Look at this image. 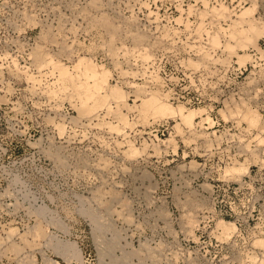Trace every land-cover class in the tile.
<instances>
[{"label":"rangeland","instance_id":"1","mask_svg":"<svg viewBox=\"0 0 264 264\" xmlns=\"http://www.w3.org/2000/svg\"><path fill=\"white\" fill-rule=\"evenodd\" d=\"M0 264H264V0H0Z\"/></svg>","mask_w":264,"mask_h":264},{"label":"bare ground","instance_id":"2","mask_svg":"<svg viewBox=\"0 0 264 264\" xmlns=\"http://www.w3.org/2000/svg\"><path fill=\"white\" fill-rule=\"evenodd\" d=\"M201 3H203V5H207V0H201ZM214 7V6H213ZM241 7V6H240ZM211 8V7H210ZM209 8V9H210ZM222 9H224L223 7H222ZM226 9V8H225ZM224 9V10H225ZM205 10V9H204ZM223 10V11H224ZM206 11H208V10H206ZM240 11H241V15L243 14V15H245L244 13H246L248 10L247 9H243V11H242V9L241 10H239V12H237L238 13V16L240 15ZM246 11V12H245ZM201 12V11H200ZM222 11H220L219 13H221ZM223 14H224V12H223ZM211 15V14H210ZM217 15H220V14H218L217 13ZM242 15V16H243ZM203 16V15H202ZM219 17V16H218ZM221 17V16H220ZM203 18V17H202ZM245 21H246V19H245ZM244 21V22H245ZM190 22V21H189ZM200 22V21H199ZM236 22H237V20H236ZM247 22V28H249L250 26L251 27H253V24H252V22H250V21H246ZM249 22V23H248ZM201 25V24H200ZM232 25V24H231ZM239 25V24H238ZM199 26V25H198ZM197 26V29L199 28ZM196 27V26H195ZM251 27H250V29H251ZM222 28V27H221ZM241 29V28H240ZM237 30L236 31V33L238 34V35H240L242 32H243V30ZM246 29V28H245ZM219 30V29H218ZM224 30V29H223ZM234 31V30H233ZM204 32V31H203ZM206 32H208L207 31V29H206ZM199 33V32H198ZM201 33V32H200ZM233 35V33L232 32H229L228 34H229V36L230 37H233L231 34ZM257 33V32H256ZM227 34V35H228ZM198 35V34H197ZM201 35V34H200ZM213 35H215V36H212L211 38H212V41H213V43L215 44L216 43V33L215 34H213ZM176 40V39H175ZM246 40H249V38L247 37L246 38ZM177 41V40H176ZM211 41V40H210ZM211 41V42H212ZM210 42V43H211ZM236 42H238V40H236ZM249 42V41H248ZM213 43H211V44H213ZM239 44H242L240 41L238 42ZM247 43V42H246ZM247 46V45H246ZM239 47H241L240 45H239ZM198 48V47H197ZM196 48V49H197ZM204 48V47H203ZM244 48V47H243ZM204 51H205V49H203ZM200 51V50H199ZM202 51V50H201ZM205 53V52H204ZM208 55V53L206 52L203 56H205V55ZM205 57H208V56H205ZM247 59V58H246ZM52 64V67L53 68H56L57 69V71H58V75H57V77H58V79H61V81L63 80V81H68V80H71V73H69L68 72V70L65 68V67H62L63 65H60V64H58V63H55V62H53L52 61V59H49L47 62H46V64ZM49 65V66H50ZM42 66H44V64L42 65ZM42 66H39L40 68L42 67ZM76 66V65H75ZM102 74L99 72V70L97 69V68H95V66H93V67H91L88 71H86L85 73H84V77L86 78V80L87 81H85V82H87V85H85L86 86V89H87V91H88V97H89V95H91L92 94V92L95 90V89H97L98 87H97V82L99 81V80H101V78H102V76H101ZM181 110V109H180ZM182 113V112H181ZM188 119V118H187ZM223 222V221H222ZM222 225V224H221ZM220 227V226H219ZM222 227H223V225H222ZM225 227H227V225H225ZM228 228V227H227ZM229 229V228H228ZM224 230H225V228H224ZM225 231H227V230H225ZM229 231V230H228ZM71 250L75 253V248L74 247H72L71 248Z\"/></svg>","mask_w":264,"mask_h":264},{"label":"built area","instance_id":"3","mask_svg":"<svg viewBox=\"0 0 264 264\" xmlns=\"http://www.w3.org/2000/svg\"><path fill=\"white\" fill-rule=\"evenodd\" d=\"M173 6V9L175 10V6L174 5H172ZM157 12V11H156ZM171 12V11H170ZM157 15L159 16V18L161 19V21H163V22H166V24L167 25H170V26H174V27H176L177 29H182V26L181 25H179V24H176L174 21H173V16L171 15V14H169V15H166L165 17L163 16V14H162V16L161 15H159V12L157 13ZM208 22V20H204V27L205 28H208L209 27V24L207 23ZM188 34V33H187ZM194 35V33L192 32L190 35L188 34V37H185V36H187V35H183V33H182V31L181 32H179L174 38L176 39V40H178L179 39V41H183V40H185L186 38H188V40H186V42H188L189 40H197V37H194L193 36ZM205 37H206V34L204 33V32H202V34L200 35V40H199V42L200 43H203L204 41H205ZM197 42V41H196ZM119 53H121V52H119ZM161 54V53H160ZM162 54H164V53H162ZM159 54H157V53H155V57H154V60H158V58H157V56H158ZM118 58L119 59H121L120 61H123V57L119 54V56H118ZM156 73H157V71H156ZM150 130V132H152V131H154V135H156L157 134V130H158V128H157V124H156V127H153V126H151V128L149 129Z\"/></svg>","mask_w":264,"mask_h":264}]
</instances>
